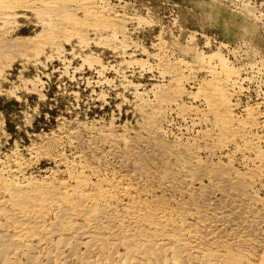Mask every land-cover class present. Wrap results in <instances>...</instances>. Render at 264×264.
Segmentation results:
<instances>
[{
  "label": "rangeland",
  "instance_id": "rangeland-1",
  "mask_svg": "<svg viewBox=\"0 0 264 264\" xmlns=\"http://www.w3.org/2000/svg\"><path fill=\"white\" fill-rule=\"evenodd\" d=\"M38 2L19 7L14 20L0 15V36L22 39L26 47L0 52L4 178L68 181L73 170L91 161L83 149L91 140L114 164L112 147L101 139L108 133L134 139L141 147L153 137L177 147L192 144L196 159L229 161L239 171L256 164L254 153H241V139L223 146L215 135L207 136L216 132V124L199 90L213 80L212 70L222 78L223 68H230L235 74L226 77L232 118L245 123L253 116L245 140L264 152V0H61L58 4L70 8L68 13L85 20L87 25L75 30L81 31L80 38L71 28L74 36L65 35L66 29L56 34L47 25L58 20L57 12L38 13L43 4ZM80 2L95 13L89 17ZM99 18L114 25L99 26ZM49 34L55 40H47ZM177 83L182 95L160 103L162 93L174 94ZM149 113L159 119L154 128ZM118 145L125 146L122 141ZM168 160L167 168L176 170L175 159L169 155Z\"/></svg>",
  "mask_w": 264,
  "mask_h": 264
},
{
  "label": "bare ground",
  "instance_id": "bare-ground-1",
  "mask_svg": "<svg viewBox=\"0 0 264 264\" xmlns=\"http://www.w3.org/2000/svg\"><path fill=\"white\" fill-rule=\"evenodd\" d=\"M28 1L0 0V15L6 21L13 19ZM40 1L43 6H38V13L49 16L57 12L58 20L47 23L56 34L60 29L62 33L70 28L75 32L87 25L68 13L70 8L60 5L64 0L59 4L61 0ZM89 6L85 2L84 9L81 4L90 17L95 12L86 10ZM98 20L99 26L111 24ZM68 32L64 34L73 35ZM50 36L47 40L53 41L55 37ZM21 40L0 36V52L25 47ZM30 43H26L29 48ZM227 69L223 68L222 78L219 71L211 69L213 80L201 85L200 93L196 90L216 124V132L209 131L207 136L215 135L223 146L241 139V153H254L252 162L256 164L250 161L253 166L239 171L229 161L221 164L196 159L192 144L175 147L153 137L141 147L134 139L123 141L126 138L108 133L101 139L112 147L109 154L114 164L107 162L100 146L91 140L83 146L91 161L73 170L68 181H19L0 175V264H264V197L260 196L264 190V152L245 140L247 126L255 122L253 116L247 115L245 123L232 118L230 78H226L232 70ZM181 89L178 84L174 94L163 92L160 103H171L182 95ZM153 116L148 122L154 128L159 119ZM121 141L125 146L119 149ZM169 155L178 165L176 170L165 164L166 158L171 160ZM157 189L161 191L157 193Z\"/></svg>",
  "mask_w": 264,
  "mask_h": 264
}]
</instances>
